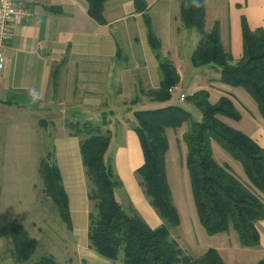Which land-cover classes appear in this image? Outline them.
<instances>
[{
    "label": "crops",
    "instance_id": "crops-1",
    "mask_svg": "<svg viewBox=\"0 0 264 264\" xmlns=\"http://www.w3.org/2000/svg\"><path fill=\"white\" fill-rule=\"evenodd\" d=\"M144 1L145 14L160 42V54L179 76L175 93L166 103H152L139 95L140 91L157 89L160 74L144 15L135 12L132 0L107 1L104 25L88 15L85 0H47L33 6L30 18L11 27L12 37L4 48L5 64L0 70V228L16 221L37 247L28 262L18 263L10 242L0 235V264H32L44 255L52 256L58 264H123L122 255L112 261L89 246V214L94 207L88 198L89 182L80 153L82 138L73 135L65 126L66 120L99 123L106 113L111 132L106 160L122 183L115 198L151 229L162 225L136 177L144 158L133 131V113L179 107L180 94L188 96L201 90L190 85L182 91V74L188 76L193 71L192 82L204 78L202 83L211 86L218 73L210 68L193 70L190 56L199 35L183 27L181 0ZM203 4L206 33L217 23L223 49L239 60L241 19L245 18L252 31L264 30V0H203ZM116 30L122 35L125 50L115 37ZM62 60L57 86L49 93L51 71ZM217 87L222 91L216 93L215 102L227 91L226 85L219 83ZM54 95L62 99L57 102ZM137 96L139 102L131 104ZM181 127L185 133L187 126ZM47 142L68 198L70 230L54 216L53 203L45 195L39 175V163L46 155L37 159V146L43 145L44 154ZM28 158H35L34 162ZM166 176L170 186L168 156ZM263 224L259 221L257 230Z\"/></svg>",
    "mask_w": 264,
    "mask_h": 264
},
{
    "label": "trees",
    "instance_id": "trees-1",
    "mask_svg": "<svg viewBox=\"0 0 264 264\" xmlns=\"http://www.w3.org/2000/svg\"><path fill=\"white\" fill-rule=\"evenodd\" d=\"M88 15L104 25V4L109 0H85ZM136 13H143L147 39L158 61L159 87L141 96L152 103H166L171 99L169 89L179 82L174 65L160 54V42L153 33L145 14L144 0H132ZM180 17L183 27L199 35L190 56L194 68H210L219 76V83L242 88L256 103L264 121V30L252 31L244 17L241 19L242 56L234 60L220 42L219 26L210 32L204 28L203 0H181ZM61 61L51 71V82L56 88ZM194 104L201 113L194 120L183 108L167 106L159 109L138 110L133 113L136 133L143 153L144 164L137 169L139 186L162 225L151 229L131 208L120 204L115 194L122 183L106 160L111 132L107 115L99 123L65 121V126L78 137L80 153L89 182L88 198L94 211L89 214V246L98 255L116 261L122 255L123 264H224L214 249L201 257L191 258L183 253L171 237L169 228L180 224L166 176V154L169 148L166 130L187 126L183 134L192 197L200 225L207 235L235 231L243 247H256L260 236L256 228L264 221V149L244 133L229 127L223 118L238 120V114L227 97L211 103L205 90L186 96L185 102ZM139 102L135 97L131 104ZM215 142L241 166L245 179L236 175L228 165H219L213 158ZM45 195L53 203L61 221L71 229L68 198L51 150L39 163ZM0 235L10 242L12 255L18 263L28 262L35 253L37 242L16 221L0 228ZM32 264H58L50 255ZM258 264H264L262 259Z\"/></svg>",
    "mask_w": 264,
    "mask_h": 264
},
{
    "label": "rangeland",
    "instance_id": "rangeland-1",
    "mask_svg": "<svg viewBox=\"0 0 264 264\" xmlns=\"http://www.w3.org/2000/svg\"><path fill=\"white\" fill-rule=\"evenodd\" d=\"M114 34L120 47L125 50L121 33L116 30ZM188 68L190 69V67ZM193 70L197 72V69L194 67ZM203 70L204 69L202 68L200 69V71ZM192 72H188V76L181 75V90L186 91L188 87L190 88L191 86H199L201 90H205L206 85V87L211 88V90H208L207 88L205 90L209 94L210 102H215V96L222 91L220 90V87H217V84H219V76L217 75L216 79H212L215 85L210 86L208 85V82L207 84L202 83L204 78H196L192 82L190 76L195 73ZM226 88L227 91L224 92L223 96L230 100L239 118L238 120H233L225 117L222 120L226 121V124L229 127L244 134L246 133L245 135L254 139L258 145L264 149V121L258 112L257 106L255 105L256 103L242 88H233L229 86H226ZM51 89L54 90L50 79L48 84L49 93ZM55 98L57 99V102H59V100L62 99V96L56 95ZM179 107L188 112L194 120H200L201 113L194 104L189 103L188 101L184 103L180 102ZM183 129V127L178 129H167L165 132L169 145L166 154V157L168 156L170 178L169 188L180 220L178 228H169L170 234L172 235L171 237L178 241L183 253L191 258H199L208 249H214L217 251L224 264H258L264 259V224L263 226H258L257 231L260 236V242L256 247H243L239 242L237 234L231 229L226 233L209 236L200 225L192 197L189 174L185 166L186 146L183 141ZM45 144L44 154L43 145L37 146V159H39L38 157L40 156L43 158L46 153L51 151L50 143L47 142ZM211 148L213 158L219 165L228 164L236 175L241 178L243 176L245 179L238 162L234 161L215 142H213ZM34 159L35 158H28V162H34ZM52 208L54 210V216L58 218L55 206L52 205ZM111 264L113 263L111 262Z\"/></svg>",
    "mask_w": 264,
    "mask_h": 264
},
{
    "label": "built area",
    "instance_id": "built-area-1",
    "mask_svg": "<svg viewBox=\"0 0 264 264\" xmlns=\"http://www.w3.org/2000/svg\"><path fill=\"white\" fill-rule=\"evenodd\" d=\"M47 0H0V70L5 64L4 48L12 37L11 27L32 16V8ZM169 94L174 95L175 88L169 89ZM185 94H180L179 102H184Z\"/></svg>",
    "mask_w": 264,
    "mask_h": 264
}]
</instances>
